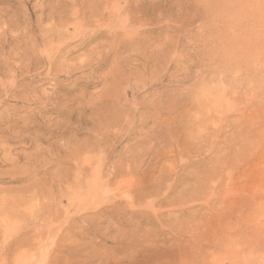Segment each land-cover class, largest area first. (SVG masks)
<instances>
[{"label": "rangeland", "instance_id": "rangeland-1", "mask_svg": "<svg viewBox=\"0 0 264 264\" xmlns=\"http://www.w3.org/2000/svg\"><path fill=\"white\" fill-rule=\"evenodd\" d=\"M0 264H264V0H0Z\"/></svg>", "mask_w": 264, "mask_h": 264}]
</instances>
